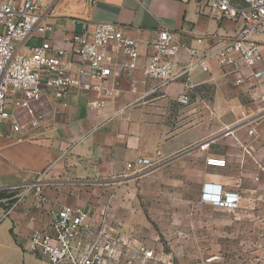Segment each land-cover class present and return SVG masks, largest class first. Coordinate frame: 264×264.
Masks as SVG:
<instances>
[{
  "label": "crops",
  "instance_id": "obj_1",
  "mask_svg": "<svg viewBox=\"0 0 264 264\" xmlns=\"http://www.w3.org/2000/svg\"><path fill=\"white\" fill-rule=\"evenodd\" d=\"M44 11L53 27L45 39L65 49L64 58L75 66L82 58L73 54L68 38L98 23L116 24L137 40L140 58L134 79L122 81L104 106H89L100 101L96 92L72 90L56 102L50 125L26 135L0 128V192L40 180L46 198L41 202L33 190L10 206L0 204V264H50L30 251L33 234L47 230L65 206L92 212L98 220L99 210L90 202L94 187L126 177L127 164L139 158L160 163L148 173L183 170L201 198L225 191L238 193L240 206L264 201V60L253 68L224 67L214 55L237 34L240 22L199 0H44ZM164 31L182 46L174 59L177 74L191 63V51L204 66L147 95L155 86L144 83L147 43ZM251 40L263 45L264 34ZM41 42L30 39L26 51ZM209 157L226 160V167L209 166Z\"/></svg>",
  "mask_w": 264,
  "mask_h": 264
},
{
  "label": "built area",
  "instance_id": "obj_2",
  "mask_svg": "<svg viewBox=\"0 0 264 264\" xmlns=\"http://www.w3.org/2000/svg\"><path fill=\"white\" fill-rule=\"evenodd\" d=\"M199 0L223 18L240 22L237 34L215 52L224 67L238 63L253 68L264 60V44L252 41L264 34V0ZM0 128L9 127L15 135L30 134L50 125L56 102L66 100L72 90L96 92L102 107L119 93L120 83L133 80L140 58V43L111 23L85 26L67 42L73 54L82 58L75 66L66 60V51L45 39L53 31L46 22L44 0H0ZM4 30V31H3ZM41 44L28 51L26 43L33 38ZM150 56L144 70V83H155L147 95L162 91L171 82L195 66H204V59L195 57L181 73L174 70V59L182 50L175 36L161 32L157 41L147 43ZM87 66L88 69H85ZM135 92V90H133ZM264 101V98L262 99ZM180 101L188 104L182 97ZM209 166L225 168L226 160L206 159ZM159 162L139 158L127 164L128 174H143L159 167ZM36 190L40 201H46L40 180L28 186L25 194ZM202 201L217 208L234 211L240 208L241 196L234 192H204ZM94 220L92 212L65 206L55 214L47 230L37 231L29 240L30 251L50 264H161L162 254L144 244L122 238L110 227L102 213Z\"/></svg>",
  "mask_w": 264,
  "mask_h": 264
},
{
  "label": "rangeland",
  "instance_id": "obj_3",
  "mask_svg": "<svg viewBox=\"0 0 264 264\" xmlns=\"http://www.w3.org/2000/svg\"><path fill=\"white\" fill-rule=\"evenodd\" d=\"M183 174L168 168L97 183L90 202L115 233L161 253V264H264V201L217 208ZM27 189L0 192V204L12 205Z\"/></svg>",
  "mask_w": 264,
  "mask_h": 264
},
{
  "label": "trees",
  "instance_id": "obj_4",
  "mask_svg": "<svg viewBox=\"0 0 264 264\" xmlns=\"http://www.w3.org/2000/svg\"><path fill=\"white\" fill-rule=\"evenodd\" d=\"M4 197H5L4 194H0V199H2ZM13 203H15V200H13V201L10 202V204H13Z\"/></svg>",
  "mask_w": 264,
  "mask_h": 264
}]
</instances>
